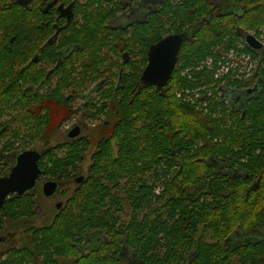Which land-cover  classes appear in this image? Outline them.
<instances>
[{
	"label": "trees",
	"instance_id": "trees-1",
	"mask_svg": "<svg viewBox=\"0 0 264 264\" xmlns=\"http://www.w3.org/2000/svg\"><path fill=\"white\" fill-rule=\"evenodd\" d=\"M160 5L125 32H106L114 12L92 11L73 35L88 47V75L82 72L69 83L63 70L52 93L28 91L23 96L20 123L29 133L18 139L20 133L9 130L8 138L20 141L21 149L27 140L51 137L71 117L80 88L102 76L93 75L104 61L98 60L101 48L135 59L120 65L117 87L118 74L111 69L105 73L110 86L99 94L105 100L99 107L87 103L95 110L93 119L106 111L113 120L99 124L88 176L52 222L32 227L37 208L30 194L5 202L0 228L6 218L37 231L31 237L24 231L23 243L17 250L11 247L14 253L0 264L29 262L34 255L41 258L39 264H112L114 257H106L110 246L116 253L127 247L143 264H264L263 240L229 246L234 232L264 231V67L260 80L256 76L238 84L229 74L216 79L215 68L202 65L215 50L226 52L241 42L245 31L264 26V0H217L230 13L209 0H163ZM172 33L188 37L171 80L160 87L144 86L140 77L147 50ZM246 50L264 64V47L259 55ZM44 78L42 74L40 80ZM255 84L257 93L242 110L231 108L223 97L229 89L247 91ZM186 90H198L200 96L190 102ZM13 92L0 89V97ZM1 99L6 110L10 103ZM89 147L84 138L67 144L60 155L48 150L38 164L42 175L67 177L77 171ZM156 188H162L158 194ZM123 204L130 209L127 221L121 220ZM87 230L105 231L111 245L80 258L71 246L81 243Z\"/></svg>",
	"mask_w": 264,
	"mask_h": 264
},
{
	"label": "flooded vegetation",
	"instance_id": "flooded-vegetation-1",
	"mask_svg": "<svg viewBox=\"0 0 264 264\" xmlns=\"http://www.w3.org/2000/svg\"><path fill=\"white\" fill-rule=\"evenodd\" d=\"M162 2L163 0H154V3L152 2V0H0V89H16L17 91L13 92L12 94L10 93L8 97H3V99H7V101H9L10 103L9 108L7 106L6 110L0 102V176H6L9 174L10 169L15 163V157L20 152L24 150H35L27 146V143L30 144L29 140L25 142L26 146L23 149L20 148V141L15 142V140H8L9 130H11L12 133L14 132V130L18 131V133H20L18 139H21L29 133V131L25 130V128H22V125L20 123V119L23 117V110L20 106L21 102L23 101V96L28 97V91L32 92L33 94L40 95L52 93L57 88V81L60 77L57 75H61L63 70L66 73V77L70 78L68 80L69 83L73 77H78L82 74V72L88 75L89 72L86 71V66L88 63L87 61L89 57L88 47L84 44L79 45V43L76 42L77 40L73 37V35L78 34L80 29L84 26L87 16L92 14V11L103 10L110 13L114 12V15L107 21L105 25V27L108 29L106 32H111L110 30L114 29H122L123 32H125L127 30L129 31L131 26L136 22H142L146 20L149 14L152 13V11H155L156 8L161 6L160 3ZM212 6H217V8L219 7V5H217V2L215 4H212ZM142 9L143 11L145 10V13L142 14L139 19H136V14H139V11H141ZM250 32L252 31L249 30L246 33L250 34ZM169 35H173V33ZM169 35H166L165 37ZM186 35L188 37V34ZM254 35L259 38L256 33H254ZM80 40L81 42H83L82 37ZM261 41L264 45L262 39ZM241 43L244 46L243 49H245L247 46L243 38L241 39ZM151 46L149 47V49L151 48ZM85 47L87 49H85ZM149 49L146 52V65ZM116 51L118 52L119 50ZM261 51L254 52L259 55V52ZM117 52L109 50L107 48L100 49V51L98 52V60L104 61H101V63H99V65H97L96 67V69L99 71V74L96 72L93 75L100 76V74H102V76L100 78L97 77V80L85 82L83 88H80L78 94H76V96L74 97L75 99L73 103H71L73 113L72 115H70L71 117H69V119H67L65 122L69 121L71 118H73V116L77 115L80 112H82L81 117L92 122L100 120L99 123H104L106 121L113 120L109 113L106 114V111H103V113L100 114H96V118L93 119L90 116L95 112V110L91 111V108H87L86 106L87 103H89L92 105L96 104L99 107L101 103L105 101L103 99L100 100L99 94L105 89H108L110 86L107 80V75L105 74L108 73L109 69H111L112 72L118 74L117 78L114 81V84L117 87L120 83L122 73V68H120V65L123 64V66H126V64L131 59L132 61H135V59L129 54L121 52L117 54ZM178 54L177 62L174 66L173 71L175 70L178 63ZM124 56L127 59L125 61L123 59ZM258 63L259 66L256 76L258 80H260V70L264 67V64L263 66H261L263 60ZM42 74L45 75V80H40V76ZM62 76H64L63 73ZM87 85L91 87L90 91H86ZM71 87L72 86L70 85V88ZM68 88L67 90L70 91V88ZM257 89V84H255L252 88H247V91H242V89L239 88H232L229 89V91L224 94L223 97H225V99L229 101L231 108L242 110V108H244L245 105L248 104V100L257 93ZM91 94H93V97H91ZM178 94H181V92L176 93L177 97ZM180 97L181 96H179L178 98ZM78 101H80L79 104ZM30 104L33 108L38 107V104H36V102H31ZM101 117L102 119H100ZM82 122L84 123V120L79 121L78 123H81L83 125ZM75 127L79 128L78 135L75 137H68L70 131ZM80 127L81 126H78V124H72L68 128L66 132V138L68 139V141L66 143H56L54 146L44 143V145L41 147V150H35L39 154H41L38 164L41 158L48 152V150L52 149V151H54L55 149L54 153L56 152L58 155H60L64 153L67 144H70L79 139L86 138L80 137L82 131ZM58 130L59 129H57L53 133V135H56ZM87 139L89 140V138ZM12 142L15 143L13 144V147L10 148L9 145ZM91 145L92 144L90 143V146ZM9 149L10 152L8 151ZM87 151H89V149ZM87 151L84 153V155L87 153ZM79 167L77 171L70 173L67 177L64 178H50L41 174L33 189L26 193L30 194L32 196V199L35 201L37 208L35 218L38 216V211L40 212V198L50 201L52 203V208L55 210L54 217L57 215L66 201H68L72 197V195H74L75 191L80 187V185L86 180L88 176V173L85 177L79 174ZM49 181L55 182L57 184V187L52 195L46 196L43 193L42 188L44 184ZM66 183H69L70 185H73L72 183H75V187L71 192V196H69L64 202L59 201L57 196H63L66 189L69 188V186H66ZM157 189H159L160 191L162 188ZM155 191V194L159 193V191L157 193ZM13 196L16 195H9L8 199ZM8 199H6V201ZM54 217L52 218V220L54 219ZM6 220L12 223V229H16L17 227L20 228L22 226V223L20 221H10L4 218V221ZM3 226L4 224H2V227L0 228L1 261H5L8 256H11L14 253L12 250H10L11 247H14L15 250L20 247L25 237L24 231H26V235H29L30 237L34 234V232L37 231L25 230L24 228H22L19 232L20 235L16 234V232L3 234ZM42 226L46 225H32L33 228H39ZM110 242L111 241L105 231L87 230L82 236L81 243L72 245L71 250L75 251L80 258H86L91 256V254H93L94 252H98L104 244L110 246ZM110 247L106 251V257H108L109 259H112L114 257L115 261H113L112 264H143L127 247L121 246V248L124 249L117 253L112 248V246ZM40 261L41 258L37 255H34L32 260L29 262L25 261L13 264H39ZM68 262H72V259H68Z\"/></svg>",
	"mask_w": 264,
	"mask_h": 264
},
{
	"label": "water",
	"instance_id": "water-1",
	"mask_svg": "<svg viewBox=\"0 0 264 264\" xmlns=\"http://www.w3.org/2000/svg\"><path fill=\"white\" fill-rule=\"evenodd\" d=\"M186 38L185 33L173 34L151 46L147 54V65L140 77V81L144 85L160 87L171 79L177 62V54ZM242 38L252 51L258 52L264 47L261 42L248 33L244 32ZM78 132L79 128L75 127L70 131L68 137H75ZM40 157L41 154L35 150H24L15 157V163L9 174L0 176V211L9 195L21 197L33 189L42 174L38 167ZM56 187L55 182L49 181L44 184L42 190L46 196H50Z\"/></svg>",
	"mask_w": 264,
	"mask_h": 264
},
{
	"label": "rangeland",
	"instance_id": "rangeland-1",
	"mask_svg": "<svg viewBox=\"0 0 264 264\" xmlns=\"http://www.w3.org/2000/svg\"><path fill=\"white\" fill-rule=\"evenodd\" d=\"M212 4H215L217 2V0H209ZM152 2L154 3V0H152ZM218 8H221L224 13H230V12H233L232 10L228 9V8H225V7H221L219 6ZM221 11V10H220ZM140 13L139 14H136V19H139L141 17L142 14L145 13V10L143 11V9L141 11H139ZM249 31V30H248ZM248 31H245V32H248ZM250 31L256 33L258 36L262 35V40L264 39V26H261V27H257L255 29H250ZM243 44L241 42H237V44H235V46L232 49V51L235 52V50H238V51H242V52H245V53H248L251 55L252 57V54L250 52H248L246 49H243ZM231 49H229L228 51L226 52H229ZM218 51L220 52H223V49H219ZM225 52V51H224ZM215 54H217V50H215ZM228 53H226L225 55H227ZM253 58V57H252ZM255 59V58H253ZM251 59L252 61H255ZM258 60V59H257ZM226 63L229 64V67L228 69L229 70H233L235 67H237L238 65H236V62H230L229 60L226 59ZM225 65V63L223 64ZM245 65V64H244ZM232 66V67H230ZM261 66H263V63H261ZM245 68V67H243ZM242 68V69H243ZM242 69L240 71H242ZM222 70H224L222 68ZM241 83H249V82H244L245 79H242V80H239ZM240 82H238V84H240ZM91 90V87L89 85L86 86V91H90ZM91 97H93V94H91ZM80 103V101H78V104ZM77 104V103H76ZM84 114H88V113H84ZM82 116V112L78 113L77 115L73 116V118H71L69 121L67 122H63L61 124V126L59 127V130L57 132V134L53 135V132L52 133V136L51 137H48L47 139H40V140H35V142H30V144L27 143V146L29 148H33L35 150H41V147L44 145V143H47V144H50L51 146H54L56 143L57 144H62V143H66L68 141V139L66 138V132L68 130V128L72 125V124H78V126H81V134H80V137H86V138H89L90 140V143L92 144L89 148V151H87V153L85 155H83V162L82 164L80 165L79 167V174H81L82 176H87V173H88V168H89V165L91 164V154L94 153L95 151V142L98 138V127H99V121L100 120H96V121H90V120H87ZM102 119V117L100 118ZM84 120V123L83 125L81 123H78L79 121H82ZM151 175L148 176V178L150 177ZM73 185H70L69 183H66V186H69L68 189H66V191L64 192L63 196L60 195V196H57L58 200L59 201H65L69 196H71V192L73 190V188L75 187V183H72ZM159 191V189L156 188V193ZM117 196L120 197V198H124L123 197V193L122 192H117ZM39 200V199H38ZM39 207H40V212L38 211V216L32 221V225L33 226H41V225H48L52 218L54 217V214H55V210L52 208V203L48 200H44V199H41L40 198V201H39ZM123 209H124V213L125 214H122L121 215V220L122 221H127L129 218H128V215H129V212H130V209L128 208L127 205H124L123 204ZM4 231H3V234H7V233H14L16 232V234L20 235L19 232L20 230L23 228V226H21L20 228H16V229H12L11 226H12V223L8 222L7 220L4 221ZM22 225V224H21ZM243 235V236H242ZM242 235H238V234H232L230 237H229V246H235V245H238V244H242L243 241H248V242H251V241H259V240H263L264 241V231H248V232H245V234H242ZM250 235H255V238L253 236H250ZM245 243V242H244Z\"/></svg>",
	"mask_w": 264,
	"mask_h": 264
},
{
	"label": "built area",
	"instance_id": "built-area-1",
	"mask_svg": "<svg viewBox=\"0 0 264 264\" xmlns=\"http://www.w3.org/2000/svg\"><path fill=\"white\" fill-rule=\"evenodd\" d=\"M250 35L254 36L259 42L262 43V41H261L262 35H260L259 38H257L253 32H250ZM226 53H228V54L225 55ZM226 59L229 60L230 62L235 61L236 65H238V66L235 67L233 70H229L228 69L229 64L226 63L227 62ZM251 59H253V58L251 57L250 54L242 52V51H238V50H235V52H234L231 49L229 52L217 51V54L213 58H211V57L207 58L203 62L202 65L206 66L209 69L215 68L214 77L216 79L222 78V77L229 74L231 76L232 80L240 82L239 80L245 79L244 82H252L255 80L257 69L259 66L258 62H260L261 59H258V60L253 59L255 61H252ZM224 63H225V65H223ZM230 67H232V66H230ZM243 67H245V68H243ZM222 68L224 70H222ZM241 69H242V71H240ZM221 85L225 86V82H222ZM185 93L188 94L187 100H189L190 102H193L194 99H196L200 96L198 90H195V91H187L186 90ZM190 93L193 95V97H191L189 95ZM179 96H181V94H178V97Z\"/></svg>",
	"mask_w": 264,
	"mask_h": 264
}]
</instances>
